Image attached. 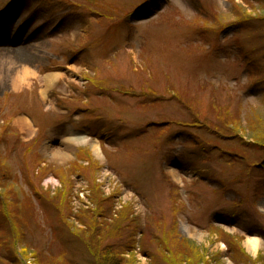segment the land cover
Masks as SVG:
<instances>
[{"label": "rangeland", "instance_id": "rangeland-1", "mask_svg": "<svg viewBox=\"0 0 264 264\" xmlns=\"http://www.w3.org/2000/svg\"><path fill=\"white\" fill-rule=\"evenodd\" d=\"M70 1L87 7L95 37L108 27L103 11L130 7L131 24L123 21L117 39L104 35L102 47L86 45L51 69V60L82 41L78 16L65 15L72 5L0 0V59L25 49L39 74L21 92L0 84V193L7 215L0 214V264H264V168L251 164L260 154H243L240 145L211 136L230 127L264 138V82L248 88L250 72L233 46L241 36L245 52L260 61L256 78L264 79V0ZM248 17L258 28L247 32L236 21ZM51 73L62 77L47 90L50 110L43 111L41 79ZM60 105L66 117L57 113ZM64 118L93 130L103 161L89 143L69 149V130L54 137L48 124ZM182 123L199 124L200 149L188 147ZM225 146L253 168L239 181L240 166L215 159ZM60 151L64 158L55 155ZM206 173L225 177L215 178L225 191ZM77 176L91 189L88 200H96L91 209L104 213L99 227L86 206L79 218L70 212L89 195L74 192ZM120 190L131 202L110 219ZM246 236L261 240L257 251L247 248Z\"/></svg>", "mask_w": 264, "mask_h": 264}, {"label": "bare ground", "instance_id": "bare-ground-1", "mask_svg": "<svg viewBox=\"0 0 264 264\" xmlns=\"http://www.w3.org/2000/svg\"><path fill=\"white\" fill-rule=\"evenodd\" d=\"M247 12H244V16H248L246 14ZM78 18L75 19V22H77ZM52 44V43H51ZM12 55H13V59H0V84L1 85H9L11 87V89L19 92L18 90H20L22 87H28V85L30 84L31 86H33V84H31V79H38L39 74L37 72V70H35L33 68V58L29 57L28 54H26L25 49H14L12 51ZM32 59V60H31ZM62 74L61 73H51V74H47L44 75V77L41 79L42 82V89H41V95L44 97V102L45 104L48 102V99H46V93L47 90L51 87V85L53 84V82H55L58 78H61ZM21 92V90H20ZM67 113V111H65ZM19 120V119H18ZM17 120V121H18ZM19 122V121H18ZM20 123L24 125H28L27 127H30V122L25 118V117H20ZM25 126V127H26ZM206 126V125H205ZM164 129V128H161ZM31 130V129H30ZM93 143H91V140H88L84 137H76V138H68L65 143L68 145V148H72V149H76V147H74L73 145H81V144H85V143H89L92 152L96 155L97 158H99L100 160H104L102 155H101V151H100V145L97 142L92 141ZM55 155H58L59 158H64L65 152H57ZM219 163L222 164H226V159H221L219 161ZM235 172H239V171H235ZM204 176L213 179L214 176L210 175L209 173H206ZM235 175H233L234 177ZM233 177L230 176V180L234 179ZM237 179L240 178V176H236ZM237 179H234L235 181H239ZM241 182V181H240ZM247 248L249 250H252L253 252L257 251L261 245V240L258 237H249L246 236L245 240H244Z\"/></svg>", "mask_w": 264, "mask_h": 264}, {"label": "trees", "instance_id": "trees-1", "mask_svg": "<svg viewBox=\"0 0 264 264\" xmlns=\"http://www.w3.org/2000/svg\"><path fill=\"white\" fill-rule=\"evenodd\" d=\"M252 131H253V128H252ZM252 131L250 132L251 133V135H252ZM251 136L249 135V138H250ZM253 139H254V137H253ZM264 138H261L260 136H259V134H257V135H255V141H258V142H263L262 140H263Z\"/></svg>", "mask_w": 264, "mask_h": 264}]
</instances>
